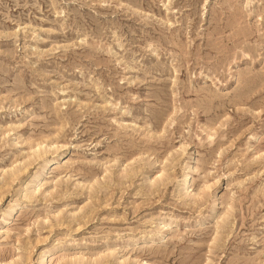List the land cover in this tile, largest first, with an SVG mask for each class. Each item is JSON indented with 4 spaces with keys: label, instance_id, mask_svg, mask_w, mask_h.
I'll return each instance as SVG.
<instances>
[{
    "label": "rangeland",
    "instance_id": "1",
    "mask_svg": "<svg viewBox=\"0 0 264 264\" xmlns=\"http://www.w3.org/2000/svg\"><path fill=\"white\" fill-rule=\"evenodd\" d=\"M0 264H264V0H0Z\"/></svg>",
    "mask_w": 264,
    "mask_h": 264
},
{
    "label": "bare ground",
    "instance_id": "2",
    "mask_svg": "<svg viewBox=\"0 0 264 264\" xmlns=\"http://www.w3.org/2000/svg\"><path fill=\"white\" fill-rule=\"evenodd\" d=\"M53 161H54V159H53V157L51 158V159H49V160H47L46 161V165H51L52 163H53ZM19 169V168H18ZM22 171V170H21ZM190 176H189V173H185L183 176H182V178H181V183L184 185V184H188L189 183V181H190ZM206 186V185H205ZM208 187V185L205 187V188H207ZM208 189V188H207ZM165 228V227H164ZM167 229V228H166ZM82 257V256H81ZM60 260V259H59ZM58 261V260H57Z\"/></svg>",
    "mask_w": 264,
    "mask_h": 264
}]
</instances>
